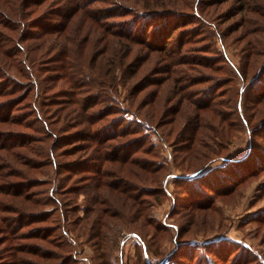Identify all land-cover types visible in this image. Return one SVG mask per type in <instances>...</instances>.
<instances>
[{"label": "rangeland", "instance_id": "obj_1", "mask_svg": "<svg viewBox=\"0 0 264 264\" xmlns=\"http://www.w3.org/2000/svg\"><path fill=\"white\" fill-rule=\"evenodd\" d=\"M29 1L30 5L28 7V3H25L27 0H7L8 4L5 0H0V9L3 11L7 10L6 12H8L4 11L3 17L9 18V29L7 27H0V65L1 69L2 65L10 68L11 73L12 66L13 68L16 67L18 62H23V64L25 62L26 71L37 72L38 64L30 68V61L26 60L27 49L22 48L19 50L14 46L17 42L27 45L34 41L32 37L20 41L22 32L25 35L28 32L38 31L36 29H39L36 26L28 27L27 25L33 23L34 18L39 19L44 16V20L42 19V21L50 24L51 20L54 26L63 18L54 19L51 11L60 8L67 10L68 5H70L69 0H62L61 2H58L59 0H45V3L39 6L32 4V0ZM132 2L133 0H94L86 7V10H91L96 17L97 14L102 15L103 20H99L101 25L98 22H90L89 18L87 19L85 14H83V11H78L75 13V16L68 18L70 19V24L68 23L66 30H62V32L57 34L53 33V36L46 35L47 44H55L60 37L62 39L68 38L73 44H75V41L84 38L82 42H84L85 49L83 50L88 55L96 53V57L97 53L105 51L106 56L114 55V57L116 56L120 59L124 56L125 52L122 49L125 46L122 45V48L117 51L114 49L117 47L115 42H122L125 39L123 37H114L108 29L104 30L100 26L108 24L114 30H119L117 27L119 24L137 18L134 11L143 8L139 4ZM127 6L131 7L132 14H125ZM241 7L244 8L241 9ZM98 8L102 10L97 11ZM109 8L116 10L112 12L114 13L112 16L106 17L109 14V11H107ZM175 8L180 13H184L181 14V19H184L185 25L183 28L174 30L169 39V44L173 45L177 50L174 56L178 58L179 62L182 61L181 57H184L198 59V63L192 61L190 67L188 64L180 62L174 68L176 70L173 73L174 75H169L165 71V68L162 67L166 62V59L163 60L162 58L166 52H152L149 55L145 46H137L129 57L133 59L136 56L135 61L138 65L146 60L138 71L140 75L136 76L134 80L132 79L136 81L142 78V86L135 94H132L131 87L128 84L124 86L120 83L118 85L119 101H122L123 106L128 110L125 111V115L131 120H137L136 117L140 116L148 123L156 125L158 130H160V137L156 133H153V130L151 131L153 133L152 136H144L142 131L134 134L135 137L142 139L143 148L133 152L132 155L141 159H154L158 161V164H163L159 170L162 185L161 187L158 185L159 188L156 189L159 190L155 191L156 194L154 196L146 197L148 204L145 203V206L148 207L145 208V214L148 217H145L157 219V223L166 229H160V226L157 227L159 230L156 232V241H151L155 248L153 246L151 247L152 251L149 250V252L143 254L139 247L143 244V240L134 232H138L137 229L142 228L148 234L146 240L149 245V239L153 235L151 230L153 227L145 226L143 223L139 225V223L130 222L128 216H131L134 211L122 209L124 208L123 201L112 190L105 197L108 201H110L111 197L112 206L120 212L121 218H111V228L104 226L102 229L108 235L106 246L109 254L107 256L109 258L108 261L111 264H144L145 262L147 264H156V261L158 262V260L168 257L166 259L167 264H254V261L246 262L244 256L247 255L248 259H252L255 258L254 254L257 253L264 260V168L259 167L254 170L257 171L255 174H249L247 178L240 179V174L236 171L244 169L247 170L245 172H248L253 164L249 163V165H246V162H243L242 164H238L235 171V168L230 165L228 158L242 157L243 154L248 152V147L252 140L254 145L258 142L262 147V149L260 148L261 153H258L253 161L255 162L261 158L263 163L261 166L263 167L264 137L258 134L256 138H253L254 131L246 124L241 129L237 127L240 121V119L236 118L238 116L236 115L237 113L230 111L226 103L223 105L219 104L218 107L221 111L223 110L225 113L232 112L230 119L233 122L232 130L235 137L230 142L218 141L217 144L211 145L212 147L209 149L203 146L202 150L205 149L208 155L206 159L203 158L201 161L198 158L192 157L191 152L188 151L189 148H186L183 140L185 135L189 136V130L184 128L193 123L194 111H196V106L192 99L194 95H191L189 102L186 100L182 104L180 117L175 125L167 121L168 119L164 117V111L178 102V94L174 92L173 88L177 75L209 74L220 81L230 80L229 83L235 84V87L249 85L248 81L244 80L241 76L242 74L237 71V68L239 65L242 66L244 64L246 67L251 63L259 64L264 60V53L260 52L264 50V47L261 45L264 40V14H262L264 13V0H194L193 4L187 9H183L180 6H175ZM15 11H18L19 15L14 16L13 13ZM3 17L0 16V19ZM173 17L171 16V18ZM163 23L167 22L163 21ZM169 23L171 24L172 21ZM159 25H163L161 21L154 22L152 28H156ZM10 27L15 28L12 30ZM94 28L98 30L96 31ZM165 30L166 27L162 31L163 33H161L163 37ZM37 39L36 41H40V38ZM250 43H253L252 48ZM223 51L228 54L234 67L226 59ZM45 63L42 66L46 68V71L45 69L40 71L43 72L42 74L47 75V73H50V70L47 68L51 66V63ZM137 66L133 69L137 68ZM257 69L255 68L250 72L249 76L256 74ZM17 75L16 82H21V85L23 84V80L33 81V78L28 79L24 75ZM29 75L36 79L34 73H30ZM207 84H195L194 87L190 88V91H194L193 93L200 91ZM68 87V84H62L57 89L61 91L63 88L67 89ZM260 88L263 87L260 86ZM27 92V89L22 88L15 95L21 97ZM36 93L37 90L34 87V97ZM103 94H105L104 90ZM202 94V91H200L195 95L194 99L198 100V98L202 97ZM13 97H15L13 93L7 92L0 96V102H3V100L7 101ZM244 97H248L246 92H244ZM216 99L219 101L225 98ZM143 102L148 103L142 105ZM139 103H141L140 106ZM104 105V103L96 105L92 110L97 111L99 107H104ZM162 109L164 111L161 116L158 113ZM27 110L28 108L24 103H21L19 107L14 106V111L11 113L12 118L14 120H21L22 123L20 122L21 124L19 125H16V120L14 123L6 120L0 122V134L5 135L4 140L13 142L11 147L8 146V150L0 149V165L6 174L10 173L8 171H14L4 181L0 180V183H5L6 185H8L6 182L10 183L9 188L13 192L19 187L18 184L20 182L18 173L15 170L19 171L20 168L28 170L29 165L26 163L32 158L41 157L37 153V148L41 145V142L38 140H28L29 147L17 146L16 134H18V131L30 134L32 138L38 133L36 119L29 117ZM114 112L109 115L110 118L114 115H119L116 110ZM152 113L154 116H151ZM132 115H136L135 119H133L134 116ZM108 121V119L103 120L98 124H94V127L96 128L97 125L100 127L104 126ZM155 121H159L162 124L159 125ZM260 126L264 127V124ZM73 130L74 128H70L68 131ZM68 131H63L61 134L64 135ZM129 136H132V134L126 137ZM49 139L51 140L50 136ZM123 139L117 138L111 142H121ZM84 143H82L81 147L83 149L79 153L56 157V159L64 160V163H67L66 165L73 162L76 165L80 157L83 156L84 160L85 158H90L94 153V147L86 146L84 148ZM71 145L72 143L66 144L64 148L69 149ZM131 147L134 149V146ZM133 149L130 151L132 152ZM150 149L155 155H150L146 152V150ZM62 150V147L58 148L57 153ZM109 163L111 164V162ZM203 164V170L198 174L201 176L192 180L187 178L190 174L195 173L196 169ZM47 169L50 171L49 174L39 177L49 179L50 183L47 182L31 187V190L37 193L36 197L40 200H37L38 203L33 205L29 203L28 206H25L21 196H15L12 190H9L12 192L11 194L0 193V200L4 199L5 204L7 202L3 208L5 210H0V264L11 263L12 256L9 255V252L11 248L17 245L22 247L24 244H29L30 246H35L38 252V247L44 252L52 248L58 252H63L60 248L51 245L48 240L30 238L29 236L34 232H39V236L47 234L51 239L57 238L63 240L62 244L69 241L70 236L73 237L74 240L70 245L71 250L75 253L76 260L70 264H94L96 262L97 251L92 246L93 242L87 241L83 235L77 237L71 232L67 233L68 231L66 232L64 229V227L67 229L69 225V222L64 218L81 215L84 208L87 207L86 204L89 203L88 199L90 197L88 194H90L91 189L82 186L92 182L91 179L89 181L85 180L87 176L92 177V175H87L83 171L73 173L66 166L60 170V174H58L52 165H49ZM206 170L213 171H211L212 173L204 174L203 172ZM231 171H234L236 175L233 191H230L232 188H229L230 185L226 182L229 178L227 177L228 173ZM68 175L70 179L67 180L65 177ZM179 176H183L184 178L182 177V179ZM63 178L65 182L62 181ZM64 185L65 187L70 185L79 188H76L75 191L65 192V187L61 189ZM155 186L154 184L153 188ZM215 186L219 188L216 192L212 190ZM95 189L97 188H93L92 190L95 191ZM158 194L160 196H157ZM54 196L61 199V201H57ZM22 209H26L27 212L41 211L45 215L47 211L54 210V212L49 214L47 220H37L31 223V218H24L22 220ZM145 217L141 216V218L146 219ZM56 222H61V228L53 229L58 224ZM37 229L41 230L38 231ZM62 231H65L64 236L68 237L67 239L61 238L63 236L60 235ZM193 244L195 245L193 246ZM189 245L194 248V252L188 247ZM175 249L177 250L173 257L171 253ZM14 252L22 259L23 264H36V261H41L42 264L48 263V260H41L42 258L35 253L24 252V250L18 252L16 250ZM53 262H59V260H53ZM53 262H49V264H53Z\"/></svg>", "mask_w": 264, "mask_h": 264}, {"label": "trees", "instance_id": "obj_2", "mask_svg": "<svg viewBox=\"0 0 264 264\" xmlns=\"http://www.w3.org/2000/svg\"><path fill=\"white\" fill-rule=\"evenodd\" d=\"M32 1V4L37 6L45 3V0ZM61 1L62 0H59L58 2ZM93 1L94 0H69L70 5H68L67 10H63L61 8L58 10H52L51 13H53L54 19L60 17L63 18L54 26L51 20L50 24H46L47 22L45 23V21H42V19L44 20V16L39 19L34 18V22L32 21L33 23L27 25L28 27L36 26L39 29H36L38 31L28 32V34L26 33L27 35H24V32H22L20 41L27 40L31 37L34 38V41L31 42V44H24L25 46L21 42H17L14 46L19 50L22 48L27 49L26 52L28 54L26 56V60L30 61V68L31 66L38 64L37 72L26 71L25 62L24 64L23 62H18L16 67H14L16 70L12 66V73L10 68L2 65L1 69L0 65V96L7 92L13 93L15 96L7 101L3 100V102H0V122H4V120H6L14 123L16 119L14 120L11 114L14 111V106L19 107L21 103H24V105L28 108V116L36 119L38 124L36 125V129L38 130V133L34 135V138H32L30 134L18 131V134H16L17 146L29 147L28 140H38L41 142V145L37 148V153L41 157L29 160V162L26 163L29 165L28 170H24L23 168H20L19 171H17V169L15 170L20 179L18 184L19 187H17L16 191L13 192V190L9 188L10 183L6 182L8 185L0 183V193L11 194L13 192L15 196H21L23 204L28 206L29 203L33 205L40 201L36 197L37 193H34L31 190V187L34 185H42L47 182L50 183L49 179L39 177L49 174L50 171L47 169L49 165L55 167L58 174H60V170L64 169L66 166L68 170L73 173H80L83 171L87 175H92V177L85 176V180L89 181V179H91L92 182L82 186L84 188L91 189L90 194H88L90 197L88 199L89 203L86 204L87 207L84 208L83 214L81 215L64 218L70 225H68L67 229L66 227H64V229L66 232L68 231L67 233L71 232L77 237H81L83 235L86 237L87 241L89 240L90 242H93L92 246H94V249L97 251L95 257L96 262H94V264H111L108 261L109 258L107 256L109 254L106 250L108 235H106L102 229L104 226L111 228L110 219L121 218V216L119 215L120 212L112 206L111 197L110 201H108L105 195L110 194L112 190L115 191L120 196V200L123 201L124 208L122 209L134 211L131 216L128 214L130 222H136L137 224L139 223V225L140 223H143L145 226L153 227L151 229L153 235L152 238L149 239L150 246L146 240V236H148V234H146L142 228L137 229L138 232H134L138 234L141 240H143V244L139 246L141 249L140 251L143 254H145V252H149V250L152 251L151 247L154 245L151 241H156V232L159 230L157 227L160 225L157 223V219L146 218L148 217L145 214V208L148 207L145 206L148 204L146 197L154 196V194H156L155 191L159 190L156 188H159V186L161 187L162 178L159 174V170L163 166V164H158V161L154 159H141L132 155L133 152L143 148L142 139L135 137L134 134L142 131L144 136H152L153 133H156L160 137V130H158L156 125L148 123L140 116L136 117L137 120H131L125 115V111L128 110H126L123 106V102L119 101L118 85L120 83L124 86L128 84L129 87H131L132 94H135L142 86V78H139V80L137 79L136 81L133 80L136 76L140 75L138 74V71L146 60H144L142 64L138 65L135 61L136 56L133 59H130L129 57V55L135 51L137 46H145L149 55L152 52H166L164 57H162L163 60L166 59V62L162 67L165 68V71L169 75L176 72L174 68L177 64H180V62L188 64L189 66L192 61L198 63V59H188L184 57H181L182 61L179 62L177 60L178 58L174 56L175 52H177L176 48L169 44V39L171 38L173 31L183 28L185 25L184 19H181V14L184 13H180L175 6L187 9L193 4L194 0H180V2L179 0H133V2L139 4L143 8L138 11H134L136 12L137 18L122 22V24L117 26L119 30H114L113 27L108 24L100 26L104 28V30L108 29L114 37H123L125 39V41L122 42H115L117 47H113L115 50L119 51L122 48V45L125 46V48L122 49L125 52L124 56L120 59L116 56L114 57V55H110L109 57L106 56L105 51L97 53L96 57V53L88 55L83 50L85 49L84 42H82L84 38L75 41V44H73V42H71L68 38L62 39L60 37V39L58 38L59 41L57 40L55 44H47L46 35L48 34L53 36V33L57 34L62 32V30H66L70 20L68 18L75 16V13L78 11H83V14H85L87 19L89 18L90 22L93 21V23H99V20H103V17H101L102 15L97 14L96 17L91 10H86V7ZM5 2L8 4L7 0H5ZM25 3H28L27 6L29 7L30 1L27 0ZM242 8L244 7H241V9ZM101 10L102 9L98 8L97 11ZM115 10H112L111 8L107 9L109 14L106 17L112 16L114 14L112 12ZM125 10V14H132L131 7L127 6ZM4 11L0 9V16L3 17ZM13 14L14 16L19 15L18 11H15ZM171 16L174 17L171 18ZM162 20L167 23H163ZM84 21H86V19H84ZM160 21L163 25L152 28L154 22ZM170 21H172L171 24L169 23ZM0 27H7L9 29V18H1ZM162 27H166L164 37L161 35L164 30V28L161 30ZM10 28L14 30L15 27ZM96 28L94 29L97 31L99 28ZM37 38H40V41H36L38 40ZM250 45L252 48L253 43H250ZM261 45L264 47V40ZM260 52L264 53V50ZM223 54L231 63L232 67H234V64L230 61L228 54H226L225 51H223ZM47 62H50L51 66L47 68L50 70V73H47L46 75L42 74L43 72L40 70L45 69L46 71V68L43 67L42 64H47ZM135 66H137V68L133 69ZM255 68H258L256 74L249 76L250 72H252ZM237 71L242 74L241 76L244 80L248 81V86L244 85L242 87H235V84H232L231 82L229 83L230 80L220 81L209 74H191L190 76L186 74L181 76L177 75L180 77L176 76L174 82L175 86H173V88L174 92L178 94V102L174 106L167 108L165 111L162 109V111L158 113L162 116L164 111V117L168 119L167 121L175 125V123L179 120V114L181 113L184 101L187 100L189 102L192 94L195 97L197 93L202 91L203 94L201 98H198V100L194 99V97L192 98L196 106L193 123L187 128H184L189 130V136L185 135L183 138L184 144H186V148H189L188 151L191 152L192 157L195 159L198 158L201 161L203 158L206 159L208 152L205 149L202 150L203 146L206 147V149H209L212 147L211 145L217 144L218 141L230 142L233 140V137H235L232 130L233 122L230 119V114H232V112L225 113L223 110L221 111L218 107L219 104L223 105L226 103V106L229 107L230 111L237 113L236 115L238 116L236 118L240 119L237 127L241 129L244 127V124H246L254 131L253 138H256V135L258 134L264 137V127L260 126L264 124V60L259 64H248V67H246L245 64L242 66L239 65ZM30 73H34L36 75V79L31 77V75H29ZM17 74L24 75L28 77V79L33 78V81L26 80V82L23 80V84L21 85V82H16L18 77ZM18 80L21 81L20 78H18ZM198 83L208 84L204 89L195 91V93H193L194 91H190V88L194 87L195 84ZM62 84H68L69 87L67 89L63 88L60 91L57 88H60V85ZM260 86L263 88H260ZM34 87L35 90H37L35 97ZM22 88L27 89L28 92L21 97L16 96L15 94H17ZM103 90L105 94H103ZM244 92L247 93L248 97H244ZM222 97L225 99H221L219 101L216 99ZM102 103L105 104L104 107H99L97 111L92 110L93 107ZM147 103L148 102H143L142 105H146ZM140 105L141 103H139V106ZM114 110H116L119 115H114L110 118L109 115H111V113H115ZM132 116H134L133 119H135L136 115ZM151 116H154L153 113ZM107 119L109 121L106 125L101 127L97 125L96 128L94 127V124H98L99 122ZM159 121L155 122L161 125L162 123H159ZM20 122L21 120H16V125L22 123ZM70 128H74V130L68 131ZM152 130L153 133L151 132ZM63 131L68 132L63 135L61 134ZM130 134H132V136L126 137ZM49 136L51 137V140L49 139ZM4 137L5 135L0 134V149L2 148L3 150H8L9 147L12 146L13 142L7 141L6 139L4 140ZM117 138L124 139L121 140V142H111L113 139ZM71 143L72 145L69 149L64 148V145ZM82 143L85 145L84 148H86V146L94 147V153L90 156V158H85L84 160L82 156L78 159L76 165H74L75 162L66 165L67 163H64V160L56 159V157H64V155H74L79 153V151L83 149V147H81ZM255 144L256 145H254V142L251 140L248 152L243 154L242 157L228 158L230 165L235 168V171L238 164H242L243 162H246V165H249V163L253 164L249 168L248 172H245L247 170L244 169L236 171L240 174V179L247 178L249 174H255L257 171L254 170L259 167L264 168V166H261L263 164L261 158L257 159L255 162L253 161V159L256 158V155L261 153L262 149L258 142ZM131 146H134V149ZM61 147L63 150L57 153L58 148ZM131 149H133L132 152L130 151ZM146 152L150 155H155L151 149L146 150ZM109 162H111V164ZM203 167L204 164L196 169L197 171L190 174L187 178L192 180L201 176L198 174L203 170ZM211 171L213 170H206L203 173L208 174ZM8 172L10 173H4L3 168L0 165V180L4 181V179L13 174L14 171ZM179 177L182 178L183 176ZM227 177L229 178L226 182L229 183V188H232L230 191H233L235 188L234 179L236 178L234 171L229 172ZM66 178L67 180L70 179L69 175L66 176L65 179ZM65 179L63 178L62 181L65 182ZM153 182L156 185L154 188V184H152ZM65 185L62 186L61 189H63ZM92 187L97 189L94 191L92 190ZM76 188L79 187L67 185L64 190L65 192H71L75 191ZM9 190H12V192ZM212 190L216 192L219 188L215 186ZM157 196L160 195L158 194ZM56 200L61 201L58 197ZM6 204L4 203V199L0 200V210L4 211L5 209L3 208ZM54 209L56 210V208ZM53 212L54 210L47 211L45 215L41 211L27 212L26 209H22V220H24V218H31V223L37 220H47L49 214ZM19 213H21V211H19ZM141 216H146V219L141 218ZM56 223L58 224L53 229L61 228V222ZM161 228L166 229L165 227L160 226V229ZM41 229L37 230L40 231ZM65 231H62V234H60L63 235L61 237L62 239L68 238L64 236ZM29 237L48 240L51 245L60 248L63 252H58L53 248L47 249L46 252H44L40 250V247H38V252L35 246L24 244L21 247L17 245L11 248V251L9 252L12 259L10 260L11 263L8 264H23L22 259L14 252L16 250L17 252L24 250V252L35 253L37 256L39 255V257L42 258L41 260H48L47 264H49V262L52 263L53 260H59V262H53V264H70L76 260L75 253L71 250L70 244L74 240L71 236L69 241L65 244H62L63 240H59L57 238L51 239V237H48L47 234L39 236V232H34ZM194 245L195 244H193V246ZM188 247H190L194 252V248L191 245ZM176 250L177 249L171 253L173 257ZM254 255L255 258L252 259H248L247 255H245L244 260L246 262L254 261V264H264L262 257L258 256L257 253ZM167 258L164 257L155 263L167 264ZM35 263L42 264L41 261H36ZM144 264L147 263L145 262Z\"/></svg>", "mask_w": 264, "mask_h": 264}]
</instances>
